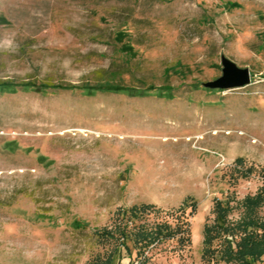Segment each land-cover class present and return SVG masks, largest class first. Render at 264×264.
Returning <instances> with one entry per match:
<instances>
[{"label": "rangeland", "instance_id": "obj_1", "mask_svg": "<svg viewBox=\"0 0 264 264\" xmlns=\"http://www.w3.org/2000/svg\"><path fill=\"white\" fill-rule=\"evenodd\" d=\"M224 58L249 85L205 86ZM263 187L264 0H0V264H89L121 210L186 201L190 243L121 264H235L205 226Z\"/></svg>", "mask_w": 264, "mask_h": 264}, {"label": "trees", "instance_id": "obj_2", "mask_svg": "<svg viewBox=\"0 0 264 264\" xmlns=\"http://www.w3.org/2000/svg\"><path fill=\"white\" fill-rule=\"evenodd\" d=\"M241 160H237L240 162ZM264 205V187L254 196H247L242 202L244 208V216L228 225L214 222L207 224L204 229V252L203 260L208 257L213 259L216 253H219L221 259L229 263L235 264H259L264 258V218L257 215L258 209ZM196 202L183 204L180 208V213L175 217L177 224L173 226L169 221H162L153 225L147 223L135 224L134 220L145 217L147 213L155 209L154 205L143 204L133 206L127 210H121L119 214V223L115 225L114 230H103L98 240L103 238L105 244L113 246L108 250V253L103 257H99L89 264H114L116 257L118 264L122 263L126 252L131 258L132 249L136 251V258L148 261L150 257L144 256L146 251L155 246L170 240L177 241L185 245L190 243V228L188 223V215H193L196 212ZM188 208L191 209L187 214ZM229 207L217 203L215 210L217 216L226 219V213ZM120 212V211H119ZM133 224L130 227L129 224ZM128 242L132 243V249ZM220 242L219 245H215ZM216 246V247H215ZM221 248V250L219 249Z\"/></svg>", "mask_w": 264, "mask_h": 264}, {"label": "water", "instance_id": "obj_3", "mask_svg": "<svg viewBox=\"0 0 264 264\" xmlns=\"http://www.w3.org/2000/svg\"><path fill=\"white\" fill-rule=\"evenodd\" d=\"M224 67L223 76L219 79L205 84L207 88L229 90L242 88L250 84L251 74L249 70L239 69L233 62L224 58L222 60Z\"/></svg>", "mask_w": 264, "mask_h": 264}]
</instances>
